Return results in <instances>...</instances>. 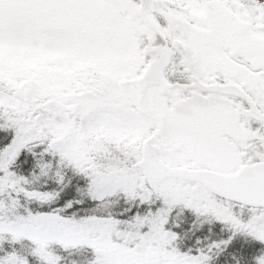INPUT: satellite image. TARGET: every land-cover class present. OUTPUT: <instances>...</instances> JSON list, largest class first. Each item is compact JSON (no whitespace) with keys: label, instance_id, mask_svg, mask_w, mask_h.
Returning <instances> with one entry per match:
<instances>
[{"label":"snow or ice","instance_id":"obj_1","mask_svg":"<svg viewBox=\"0 0 264 264\" xmlns=\"http://www.w3.org/2000/svg\"><path fill=\"white\" fill-rule=\"evenodd\" d=\"M0 264H264V0H0Z\"/></svg>","mask_w":264,"mask_h":264}]
</instances>
